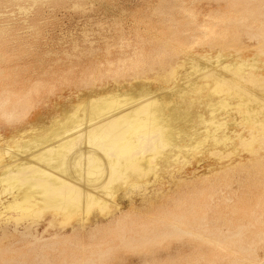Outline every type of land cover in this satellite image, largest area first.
Listing matches in <instances>:
<instances>
[{"label": "bare ground", "instance_id": "6f19581e", "mask_svg": "<svg viewBox=\"0 0 264 264\" xmlns=\"http://www.w3.org/2000/svg\"><path fill=\"white\" fill-rule=\"evenodd\" d=\"M50 1L0 0V46L10 42V20L27 22ZM211 3L212 20L195 22L197 32L183 41L184 56L174 59L164 49L168 59L150 64L152 71L151 65H163L170 82L152 86L164 74L136 69L138 47H119L107 66L121 72L107 69L110 81L101 77L97 86L92 80L96 87L80 91L69 106L54 101L59 111L0 131V264H110L118 250L146 259L154 248H170V241L180 245L161 264H260L264 68L255 71L253 56L264 55V0ZM228 25L244 34L229 41L235 55L223 47ZM128 66L135 68L125 73ZM29 101L1 88L0 116L24 118ZM83 116V127L68 128ZM96 131L101 143L87 138ZM161 169L166 175L155 178ZM234 181L242 193L231 188ZM126 185L140 190L117 192Z\"/></svg>", "mask_w": 264, "mask_h": 264}, {"label": "rangeland", "instance_id": "374dc122", "mask_svg": "<svg viewBox=\"0 0 264 264\" xmlns=\"http://www.w3.org/2000/svg\"><path fill=\"white\" fill-rule=\"evenodd\" d=\"M184 1L162 0L156 5L158 0H152L151 3L148 0H52L43 3L39 13L28 14L27 22H20L18 19L10 20L14 21L12 27L15 29L10 36H7L10 39L9 44L0 46V52L3 54V58L0 59V70L2 71L0 74V89L5 87L17 94L25 95L27 100H30V107L27 109L24 118L8 121L0 116V131L8 133L14 126L19 127L26 120H37L39 119L38 114L42 111L44 113L59 111L60 107L59 105L54 106V101L69 106V103L80 95V91L88 92L90 88H95V85H100L101 77L110 81V76H107V69L121 72L113 65L107 66L110 60L114 62L117 60L119 55L115 50L119 47H125L128 52L129 48L138 47L136 54H139L140 61H138L136 69L144 70L148 76L154 75V71L163 73L164 69H162L163 65L161 64H153L151 66L154 67V71L149 70L152 61H165V59H168L166 51L171 53L174 59H181L184 56L185 49L183 41L186 38L191 40L192 35L197 32L193 29L195 22L203 18L209 21L212 20L209 15L213 11L208 9L212 0ZM152 8H154L153 12ZM250 21L258 22L255 20ZM184 23H187V26ZM170 28L171 30H169ZM226 29L227 34L223 39V47L225 51L235 55L229 41L244 37L243 31L235 25H228ZM104 36L108 37L109 45L104 42ZM119 41H128V43L119 46V43L117 44ZM104 46L110 48L112 52L107 54ZM199 47V44L192 45L193 49ZM157 48L163 49L160 52L162 54L154 56L152 54L153 49ZM213 50L218 51V48L216 47ZM239 55L242 56L243 54L240 53ZM253 58L255 60L253 62L255 71L260 68L263 69V53L255 52ZM130 62L129 59L124 64L129 65ZM134 68L128 66L125 73L133 71ZM163 74L160 82L157 83L153 80L150 84L156 86L170 82L172 78L169 77V74L166 72ZM182 78L180 75H176L173 80L180 82ZM17 90L21 92L18 93ZM48 107L50 108L48 109ZM86 117L85 125L89 124L91 119V116L86 115ZM82 120H84V116L83 119L75 121L79 124L73 122L74 125L70 124L68 128L83 127L84 121ZM98 133L97 131L91 133L87 138L92 140L96 137L92 140L96 141L99 139L97 135L102 137L101 133ZM98 141L101 143V139ZM100 146L91 147L94 148L92 150L99 147L97 150L100 151ZM204 162H200V168ZM177 165H181V163H177ZM199 167L197 169L201 170ZM27 169H32L35 172ZM27 169V172L30 171L33 176L38 172L34 167H27ZM157 172L158 175L155 178L166 175L167 170L161 169ZM28 174L25 175L28 177ZM136 180L140 181L141 178ZM81 181L84 182V180ZM81 181L78 180L77 183L82 184ZM23 182V184L27 183ZM239 182L241 184L243 180ZM198 186L199 184L196 183L195 187ZM231 186V188H236L239 194L242 193L239 191L245 190L238 186L237 181H234ZM126 187H129V189ZM131 188L132 194L140 190L139 187L126 185L118 188L117 192H122L125 189L130 190ZM183 189L186 190V188ZM93 213H96V211H93ZM48 230L51 231L52 228H48ZM82 238V241L85 242L86 239L88 241V237ZM169 244L170 248L168 249L165 245L152 249L151 254L155 260L152 257H150L151 259H145L141 256V253L131 250H118L112 261L110 260V264H143L145 260V263L148 264L154 262L157 264L160 262L161 264L167 260L165 258L167 257L166 254H175V247L180 245L176 241H170ZM182 246L184 249H188L187 245L183 244ZM263 250V248L257 250L258 259L261 258L260 264H264Z\"/></svg>", "mask_w": 264, "mask_h": 264}]
</instances>
